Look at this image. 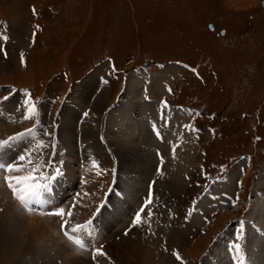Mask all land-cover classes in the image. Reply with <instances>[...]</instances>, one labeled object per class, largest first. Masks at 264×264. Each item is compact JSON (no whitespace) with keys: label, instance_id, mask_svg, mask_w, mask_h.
Returning a JSON list of instances; mask_svg holds the SVG:
<instances>
[{"label":"rangeland","instance_id":"1","mask_svg":"<svg viewBox=\"0 0 264 264\" xmlns=\"http://www.w3.org/2000/svg\"><path fill=\"white\" fill-rule=\"evenodd\" d=\"M32 4H36L37 7L34 8ZM0 14L9 19L14 36L9 43V55L5 56L0 51V84L7 89L9 88L7 85L11 83L19 86L32 85L39 93H45L46 100L56 98L55 105L50 107L48 112L49 116L57 108L64 90L68 86L71 90L80 88L91 74L88 70L99 63H105L106 55H112L116 59L119 69L155 59L165 61L167 66L164 70L155 68L150 63L152 69L159 71L150 76L151 80L158 75L173 76L171 83L175 93L171 96L175 101L200 106L205 113L207 112L199 119L203 132L197 142L186 147L188 150L185 148L174 163L170 162L175 157L167 159L163 165V167L166 165L171 168H168L170 170L168 174H165V178L161 179L159 176L156 181L157 197L159 196V200L165 198L164 207L172 208L171 212H175L176 220L172 230L165 227L164 231L157 229L158 233L155 230V223L151 224L145 236L148 239L147 243L138 233H135L133 237L131 233L120 235L118 239L115 235L120 234L127 223L128 210H134V207L139 204L140 196L145 192L147 182L153 176L157 159L149 146H152L154 142L157 147L163 149L162 144L153 139L147 128L139 123L144 126L145 133L142 132L139 138L138 134L132 136V133H129L123 139L133 143L138 148V153L124 158L118 150V144H116L117 147L113 143L115 139H119L120 135L117 133L113 135L112 132L117 130L116 126L112 125V120L115 118L111 117V123L109 121L107 123L103 115L95 120L94 114L90 111L89 118L87 117L82 124L84 139L91 141V138L95 136L99 146L98 151L103 158V167H106L107 164L111 165V161L108 162V158L102 152L97 133H95L99 130V122L104 117V125H101L106 126L108 132L107 146L111 150L113 146L118 153L121 172L133 178V183L130 185L126 180L128 185L126 194L129 197L127 201H130L127 205L128 209L122 206L124 202L120 205L121 207H118V202H115L114 210L104 216L105 235L102 239L107 240L105 245L107 252L109 253L108 244L111 242L117 244L118 249L123 248L122 244L126 249L128 245H136L144 264H177L169 255V258L160 257L168 253L155 254L156 248H161V245H155V236L158 235V237L167 238L166 243L169 248L177 247L179 251L185 253V264H195L196 259L201 258L200 253L209 240L230 219H233L234 215H238L236 209L230 208L225 211L221 209L215 213L214 221L205 227L201 219L182 225L181 216L185 207L206 180V176L202 175V169L212 161L220 163L250 151L253 154V167L251 164L249 166L251 169L245 175L248 188L244 192L247 193L250 190L252 193L255 186L264 188V0H0ZM4 20L0 22H8ZM20 48L26 51L25 61L20 60L18 54ZM175 59H184L198 65L203 79H198L182 67L169 63ZM102 67L103 65H100L94 71ZM130 74L133 73L130 72ZM87 75L88 77L80 82L83 76ZM113 75L114 78L104 91L107 106L121 81L119 71H114ZM149 88L157 96H161L164 92L162 86L155 89L149 86ZM5 91L7 90L1 92V96H4ZM81 91L79 90L80 94ZM70 95L73 99L77 92L74 91ZM78 101L79 99L75 100L77 104ZM93 101H96V98L92 99V103L95 104ZM36 102L39 104L38 100ZM81 106L83 107V104ZM19 108L22 107L19 106ZM68 109L72 107L66 106L62 112L60 132L65 146L68 147V172L73 175L76 170L70 160L77 158V121L80 112L75 113V118H72L73 113L70 114V119H74L73 130H71L65 125L68 122L65 117ZM208 124L215 127L214 134L209 132ZM26 126L25 123L0 125L5 129L11 128V132ZM126 132H130V129ZM113 137L114 140H110ZM43 145L44 147L38 151L47 152L46 145L44 143ZM145 145H147L146 149H144ZM35 156L36 153H32L30 159ZM185 159L186 161L183 162ZM108 174L110 176V172ZM109 176L90 179L91 182L87 185L86 181L79 183L86 185V188L83 186V190L87 189L88 193L93 191V194L91 192L88 196L86 195L87 199L84 200L83 206L87 205L92 196L102 191L109 181ZM94 182H96L95 186ZM176 183L179 187L174 186ZM225 189L223 187L220 190ZM5 190H7L6 186L0 177V199L2 200L6 197ZM250 197H253L256 203L264 202L260 197ZM7 200L13 204H10L9 209L14 211L12 216L14 215V223L22 232L20 235L25 236L22 231L25 229V232L39 243L38 249L32 248L31 253L25 254L19 251L20 256H14L6 264L20 262L43 264L42 260L45 259L39 257L41 250L44 255L43 244L48 247L46 250L50 255L47 256L51 258L57 254L59 255L57 259L61 258L64 264L70 263L69 256L71 257L72 253L75 257L81 258L78 260L91 263L85 251L60 234L61 231L54 216L30 214L20 209L12 199L7 198ZM256 203H253L250 209L259 207ZM86 210L90 212L92 209ZM260 213L259 210V214H255V211L251 214L257 217L259 227L261 226ZM163 224L170 226L165 220ZM43 226L48 230L52 226V232L51 230L46 232ZM16 229L11 227L9 231H16ZM56 236L59 241L55 240ZM259 240L262 243L261 251L255 250L254 252H257L254 253L248 250L253 257L255 256L254 259L258 260L256 264H262L264 261V235ZM24 242L27 244L29 241ZM66 246L75 250L68 249ZM151 251L155 254L154 256L147 255ZM146 256L150 257L149 260ZM259 257H262L263 261Z\"/></svg>","mask_w":264,"mask_h":264},{"label":"bare ground","instance_id":"2","mask_svg":"<svg viewBox=\"0 0 264 264\" xmlns=\"http://www.w3.org/2000/svg\"><path fill=\"white\" fill-rule=\"evenodd\" d=\"M102 70H103L102 68H99V69H97L96 71H94L93 73H91L89 75V77L83 83V87L81 89L82 90L81 94L79 96H77V99H79L78 104H80V105L83 104V107H85L87 105L91 106V112L94 114L93 117L95 116V120L100 119L101 115L103 114V110L107 107L106 98L104 96V93H105L104 91L106 90L105 89L106 87H103L98 92H95V88L97 86V80H98L97 79V75L99 73H101ZM139 74L138 73L137 74H129V77H127V80H126V84H127V88L125 90L126 94L125 93L123 94V97L125 95V101H124L125 104L121 108L117 107V108L111 110L108 113L111 116L109 117V115H108V117L106 118L107 123H108V121L111 123V120H112L111 117H113V119L115 118V120H112L113 121L112 125L113 126H118V129L117 130H113V131L111 130V131L113 132V135H115L116 133L120 134V135H119V139H115L114 140V137H113L110 140H114L113 143H115V145L118 144L119 147L117 145L116 146L118 147V150H119L120 154H122L124 156V158L125 157L129 158L133 154L138 153V148H136V146L133 143H131L130 141L123 140L124 137L128 136L129 133H132V136H133V134H138V138H139V136L142 135V132L145 133L143 127L138 122L141 119L140 118H139V120L133 119V117L130 114L131 110H133L134 108L136 109L139 106L138 103L140 102V95H141L142 89H141V82H140L141 80H140V75ZM150 79H151V77H150ZM153 79L151 80L152 82L150 83L149 86H151L154 89L161 87L160 82L164 78L161 77V75H158V76H155L154 80ZM154 84H155V87H154ZM93 94H94L93 98H96V101H93L95 104L92 103V99L93 98H91V97H92ZM143 105L144 106H148V103L143 102ZM117 110L119 112L117 114H115V112ZM67 111L68 112L66 113V115L68 114L69 116L65 115V117L67 118V121H68V122L65 123V125H67L71 130H73L72 129L73 128L72 124L74 122L73 121L74 119H72V120L70 119V114L73 113L74 115H73L72 118H75V116H76L75 113H77L78 110H76L75 108H72V109H68ZM118 119L122 120V122L118 121ZM107 127H108V125H107ZM1 128L2 127H0V129ZM127 129H130V132H126ZM2 131H3L2 133L5 134L7 132H11V128H9V129L2 128ZM116 138H118V137H116ZM118 142H122V143H118ZM33 159H34V157H33ZM184 161H186V159L183 160V162ZM178 163H180V162H178ZM181 168H183V167H181ZM181 168L179 170H181ZM178 171H177V175H179ZM175 175H176V173L174 174V176ZM229 183H230V180L227 181V183H226L227 186L230 185ZM171 184L173 185V182H171ZM93 185L95 186L96 182H94ZM174 186H178L177 183ZM220 187H221V185H220ZM222 187H226V186H222ZM215 191H216V188H214V192ZM91 192L93 194V191H91ZM94 197L95 196H92L91 200L87 203V205L83 206V208L85 210L86 209L89 210V209L93 208L92 200L94 199ZM0 201H1L0 206L4 205V208H2V210H0V264H6L8 261L13 259L14 256L18 255L19 251H21V252L23 251V253L25 254L27 252H30L32 248L38 249L37 246H38L39 242L38 241H34L32 236L30 237L29 233L25 232V229L22 230L24 232L25 236H21L20 235V233H22V232H21V230H19V227L16 226V224L14 223V215L12 216L14 211H11V209H9V206H11L10 204H12V203L8 202V200L4 201V200L0 199ZM2 201H3V204H2ZM256 204H258L259 207H252L250 209V211H249L250 214L248 213L247 216L251 218V216H254V215H251L254 211H255V214H259V210H260L261 213L259 215V220H260L261 227L264 229V202H258ZM11 227L17 228L16 231H11L10 232L9 230H11ZM43 229L46 232L50 231V230L52 232V226H51V228H49V230L47 228H44V226H43ZM56 232L59 233L58 231H56ZM12 233L18 234V235H14ZM261 236H263V235H261L260 233L255 232L251 227H249L248 233H247V236H246L247 237L246 238V246H247V248L249 250L253 251V252L255 250H260L261 251L262 243L259 240V238ZM55 240L59 241L58 237ZM24 241H29V242L26 244ZM122 245H123V248L122 249H120V248L118 249L117 248L118 245L115 244L114 242H111V243L108 244L109 253L114 254L113 256L117 260V262H119V264H144L143 263L144 260L142 261V259H141L142 256H140V253H139V248L136 245H134V246H129L128 245V246H126L127 249L124 247V244H122ZM42 246H43V249H44V255H43V250H41L40 253H39V257H43L45 259V260H42L43 264H58L59 261L61 262V258L57 259L58 258L57 256H59L57 254H54L53 255L54 257H51V258L49 256H47V255H50L49 251H47L48 247L45 246L44 244ZM66 247L68 249L70 248L68 246H66ZM51 248H53V247H51ZM51 248H50V250H51ZM71 250H75V249L72 248ZM76 251H78V250H76ZM143 251H145V250H143ZM51 252H52V250H51ZM256 252H254V253H256ZM56 253H57V251H56ZM67 253H69V252H67ZM67 255H69V254H67ZM147 255L148 256H154L155 254L151 251L150 253H147ZM262 255H263V253H262ZM18 256H20V255H18ZM148 256H146L147 257L146 259L149 260L150 257L148 258ZM69 258H70L69 259L70 263H68V264H91V263H88V262L80 261L81 258L75 257L73 255V253H72L71 257L69 256ZM78 259H80V260H78ZM256 260L257 259H255V261ZM260 260H262V257L260 258ZM74 261H76V262L74 263ZM263 262H262V264H263ZM16 263H18V262H16ZM18 264H27V263L20 262ZM62 264H64V263H62ZM65 264H67V263H65Z\"/></svg>","mask_w":264,"mask_h":264},{"label":"snow or ice","instance_id":"3","mask_svg":"<svg viewBox=\"0 0 264 264\" xmlns=\"http://www.w3.org/2000/svg\"><path fill=\"white\" fill-rule=\"evenodd\" d=\"M4 99H7V97H5ZM25 111H26V115L24 116V119H30L31 116L28 115V114L35 115L36 107L33 104L30 107H27L25 109ZM84 115L87 116V113H85ZM184 127L189 128V130H191L190 126H188V125H185ZM32 134H33V129H27L24 132L13 134V136L9 137L7 140L0 141V152H3L7 148V146L9 144H12L14 141H16V140H18V139H20V138H22L24 136H32ZM44 134L51 136V133H44ZM38 147L43 148L44 147L43 142H41L40 145H38ZM31 155H32V152H27L25 154L19 155L17 157V160L18 161H24L25 159H29V162H31V160H30ZM0 170L4 171L5 173H12V172L19 171V166L16 163H13V162H8V163L0 162ZM48 178L49 179L51 178V174L50 173H49V177ZM21 179H23V180H35L36 177L35 176H28V177H24V178H19V177H11V176H8V175L5 176V180L8 182V187L12 190L13 195L22 202V204L24 205L25 208H28L30 200H31V197L33 195V193L29 191V189L32 186L28 185L25 188L18 189L12 183L13 180H16L17 184H19ZM44 188H45V190L47 189V185L46 184H45ZM26 197H28V198L26 199ZM29 210H31V209L29 208ZM142 211H143V209H142ZM55 214L56 215H62L63 213L62 212H58V213H55ZM141 219H142L141 215L139 213H137V215L134 218V225L133 226H135L136 224H139L141 222ZM62 227H64V226L62 225ZM83 227H86V225L85 226L76 225L75 228H73L71 231L72 232H77V231H80ZM64 234H65V236L68 237L69 240H73V237L68 233V231H65ZM237 239H239V237ZM75 243L77 245H80L81 247L84 246L83 242L81 240H79V239H75ZM232 247H233L235 253L238 254L240 252L241 245L238 242H234ZM176 255H177V259H179L180 258L179 254L177 253ZM238 264H239V262H238Z\"/></svg>","mask_w":264,"mask_h":264},{"label":"water","instance_id":"4","mask_svg":"<svg viewBox=\"0 0 264 264\" xmlns=\"http://www.w3.org/2000/svg\"><path fill=\"white\" fill-rule=\"evenodd\" d=\"M209 26H211V25H209ZM212 27V26H211Z\"/></svg>","mask_w":264,"mask_h":264}]
</instances>
